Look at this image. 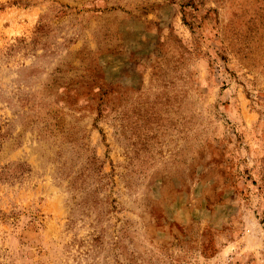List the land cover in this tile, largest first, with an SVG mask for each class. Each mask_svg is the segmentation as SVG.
Masks as SVG:
<instances>
[{"label": "rangeland", "instance_id": "374dc122", "mask_svg": "<svg viewBox=\"0 0 264 264\" xmlns=\"http://www.w3.org/2000/svg\"><path fill=\"white\" fill-rule=\"evenodd\" d=\"M0 264H264V0H0Z\"/></svg>", "mask_w": 264, "mask_h": 264}]
</instances>
